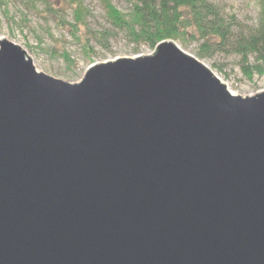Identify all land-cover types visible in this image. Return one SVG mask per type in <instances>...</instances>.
<instances>
[{"label": "water", "instance_id": "water-1", "mask_svg": "<svg viewBox=\"0 0 264 264\" xmlns=\"http://www.w3.org/2000/svg\"><path fill=\"white\" fill-rule=\"evenodd\" d=\"M0 42V264H264V90L165 40L79 82Z\"/></svg>", "mask_w": 264, "mask_h": 264}, {"label": "rangeland", "instance_id": "rangeland-1", "mask_svg": "<svg viewBox=\"0 0 264 264\" xmlns=\"http://www.w3.org/2000/svg\"><path fill=\"white\" fill-rule=\"evenodd\" d=\"M137 0H112L123 13H129ZM215 4L228 22L246 30L259 26V0H208ZM85 24L75 21L72 0H0V42L3 38L21 44L33 57L38 70L69 82H79L91 65L121 57L155 52L148 45L135 43L126 30L108 19L103 0H82ZM235 17V18H234ZM76 36H79L78 39ZM202 40L190 36L178 45L202 60L236 95L250 96L264 90V76L248 73L249 62L241 55L219 51L201 57ZM85 46L91 49L89 56Z\"/></svg>", "mask_w": 264, "mask_h": 264}, {"label": "trees", "instance_id": "trees-1", "mask_svg": "<svg viewBox=\"0 0 264 264\" xmlns=\"http://www.w3.org/2000/svg\"><path fill=\"white\" fill-rule=\"evenodd\" d=\"M72 1L76 4V23L71 27L77 33V24H85L86 12L82 0ZM103 2L112 24L126 30L138 45L145 44L156 50L162 41L185 43L190 36L193 40L203 41L201 57L230 50L248 62L252 60L248 66L250 76H264V0H259L262 8L260 24L250 30L228 22L218 7L208 0H137L127 14L118 10L112 0ZM85 50L90 56V47L85 46Z\"/></svg>", "mask_w": 264, "mask_h": 264}]
</instances>
